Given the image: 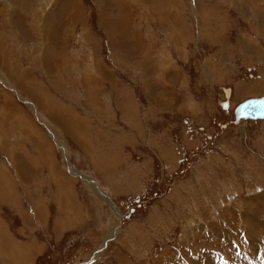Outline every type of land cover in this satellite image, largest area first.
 I'll return each mask as SVG.
<instances>
[{
  "label": "rangeland",
  "instance_id": "374dc122",
  "mask_svg": "<svg viewBox=\"0 0 264 264\" xmlns=\"http://www.w3.org/2000/svg\"><path fill=\"white\" fill-rule=\"evenodd\" d=\"M261 95L264 0H0V264H264Z\"/></svg>",
  "mask_w": 264,
  "mask_h": 264
},
{
  "label": "water",
  "instance_id": "95a60500",
  "mask_svg": "<svg viewBox=\"0 0 264 264\" xmlns=\"http://www.w3.org/2000/svg\"><path fill=\"white\" fill-rule=\"evenodd\" d=\"M236 120L241 118H264V98L249 99L241 103L235 110Z\"/></svg>",
  "mask_w": 264,
  "mask_h": 264
},
{
  "label": "bare ground",
  "instance_id": "6f19581e",
  "mask_svg": "<svg viewBox=\"0 0 264 264\" xmlns=\"http://www.w3.org/2000/svg\"><path fill=\"white\" fill-rule=\"evenodd\" d=\"M251 98V97H250ZM235 108V107H234ZM234 108H233V114H234ZM243 119H250V118H241L240 120H243ZM257 119H264V118H257ZM240 120H238V122L240 121ZM253 120H256V119H253ZM63 200V199H62ZM61 206V205H60ZM59 206V207H60ZM63 208V205H62V207H61V209ZM42 221V220H41ZM60 229V228H59ZM1 239V238H0ZM19 246H20V244H19ZM16 251V250H15ZM19 251H21V250H18L17 252H19ZM16 252V253H17ZM11 253H13V252H11ZM15 253V252H14Z\"/></svg>",
  "mask_w": 264,
  "mask_h": 264
},
{
  "label": "crops",
  "instance_id": "0c3cea01",
  "mask_svg": "<svg viewBox=\"0 0 264 264\" xmlns=\"http://www.w3.org/2000/svg\"><path fill=\"white\" fill-rule=\"evenodd\" d=\"M250 98V97H249ZM247 99V98H246ZM243 101V100H242Z\"/></svg>",
  "mask_w": 264,
  "mask_h": 264
},
{
  "label": "flooded vegetation",
  "instance_id": "af4514ba",
  "mask_svg": "<svg viewBox=\"0 0 264 264\" xmlns=\"http://www.w3.org/2000/svg\"><path fill=\"white\" fill-rule=\"evenodd\" d=\"M241 102V101H240Z\"/></svg>",
  "mask_w": 264,
  "mask_h": 264
}]
</instances>
